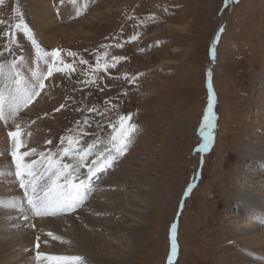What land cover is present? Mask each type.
<instances>
[{
    "label": "rangeland",
    "instance_id": "obj_1",
    "mask_svg": "<svg viewBox=\"0 0 264 264\" xmlns=\"http://www.w3.org/2000/svg\"><path fill=\"white\" fill-rule=\"evenodd\" d=\"M17 9L37 35L30 0H4L0 4V21H4L0 24V51L7 43L4 33L18 22ZM178 17L175 23H188L187 31L165 28L164 24ZM82 18L93 23L89 26L93 34L88 37L79 33L61 36L57 44L44 32L42 37L37 35L44 49H61L66 62L77 61L76 73L56 75L51 98L56 106L47 109L45 105L36 114L45 129L42 151L45 147L56 151L62 136L77 131L85 146L97 138L106 141L111 131L108 123L132 113L137 125L132 143L98 181L101 185L117 169L132 174L127 185L149 181L158 185L156 192L145 190L154 200L153 207L133 257L120 252L126 264H167L173 223H177L178 244L174 264H259L255 252L235 241L231 221H255L243 203H237V194L240 188H257L242 174L252 179L250 173L256 171L254 181H258L259 171L264 173V156L260 157L264 149V0H229L227 5L225 0H93L83 14L69 19L73 20L70 29ZM155 28L157 36L147 39ZM134 34L138 39L132 43L108 49V58L129 59L98 74L103 77L98 79L103 91L78 83L86 78L83 71L88 67L78 63L79 57L94 65L95 56L103 54L101 45L122 42ZM17 36L18 44L0 56L4 61L35 55L23 34ZM68 51L78 56L69 57ZM162 59L173 63L154 68ZM125 73L143 75L130 85L123 78ZM209 85L215 95L214 139L209 151L198 153L194 149L202 142L200 125ZM107 100L117 108L106 111ZM62 103L66 107L54 111ZM91 107L104 116L87 112ZM85 117L88 125L83 123ZM48 140L51 145L45 143ZM65 162L72 160L66 158ZM190 183L194 187L185 197ZM236 213L239 217L231 216Z\"/></svg>",
    "mask_w": 264,
    "mask_h": 264
},
{
    "label": "bare ground",
    "instance_id": "obj_2",
    "mask_svg": "<svg viewBox=\"0 0 264 264\" xmlns=\"http://www.w3.org/2000/svg\"><path fill=\"white\" fill-rule=\"evenodd\" d=\"M92 1L63 0L61 3V0H30L35 11L36 24L34 26L37 35L42 37L44 32L51 42H55L61 36L68 38L72 34L78 35L77 33L87 37L92 35L93 31L89 28L90 25H93L92 22L87 23L82 18L83 20L80 19L76 23L75 29L71 30L73 20H69L72 17H78L81 13L83 14L86 9L88 10V5ZM92 14L99 17L102 15L99 12ZM178 19L179 17L174 18L164 24L165 28L172 31H187L188 23H175ZM85 27L88 29L86 30ZM153 32L152 35H157L158 28ZM37 35L36 39L42 40ZM147 39L145 38L144 41ZM56 43L59 42L56 41ZM174 51H179L178 47H175ZM141 57L144 58V55ZM0 59V63L5 64V74L0 76V87H3L8 82L6 80L9 72L7 65L11 62L4 61L1 57ZM17 63L19 70L26 79H31L30 73L33 68L46 70L43 63L37 65L35 55L24 56L23 61L18 60ZM171 63H173L172 60L162 59L154 68H163ZM57 74L55 73L53 78L46 81L50 85L49 88L37 97L28 108H21L16 117V121L21 124L26 134L25 143L29 147L36 148L37 152L42 151L41 144L45 137V129L36 114L42 111L45 105H47V109L56 106V102L52 101L51 98ZM14 127L11 120L7 125L0 121V171L4 172L3 175H0V264H36L35 244L37 237H40L41 241L40 251L50 255L81 256L84 258L85 264H126L120 252L123 250L129 257H133L134 251L143 239V228L147 224L148 215L154 203L152 196L146 194L145 190L150 191V193L156 192L158 189L156 182L149 181L143 184L127 185L126 180L128 178L132 180V174L120 173L115 169L104 178L101 185L98 182L100 177L95 183L96 176L101 173L104 175L102 171L111 168L117 161L116 159L111 162V166L101 165L100 169L96 171L88 185L89 191L81 207L72 213L36 217L28 210L26 203L23 205V210L20 206L23 192L14 175V164L10 157L11 144L7 137V132L14 130ZM27 133H31V135L28 136ZM47 148L45 147L44 150ZM262 151L264 149L260 152L261 159L264 156ZM260 157L254 156V159H260ZM81 171L84 172L85 170L82 169ZM255 173L256 171L250 173L252 179L246 173L242 175L246 181H252L251 184L257 187L256 190H251L248 187L240 188L237 194V203L242 202L243 208L245 206L255 221L243 222V220L233 219L231 223L234 228L235 241L239 242L244 249L255 252V257L261 260L259 264H264V223H261V219L264 218V173L263 170L259 171L261 178L254 181ZM124 186L131 188L122 190ZM97 189L98 192H95ZM90 194L93 195L92 199L87 201ZM10 202H15L17 207H10ZM25 216L28 217L27 220L24 219ZM231 216L239 217L238 213ZM49 232L60 237L61 240L52 239L47 235ZM249 261L252 262L254 259L249 258Z\"/></svg>",
    "mask_w": 264,
    "mask_h": 264
},
{
    "label": "snow or ice",
    "instance_id": "obj_3",
    "mask_svg": "<svg viewBox=\"0 0 264 264\" xmlns=\"http://www.w3.org/2000/svg\"><path fill=\"white\" fill-rule=\"evenodd\" d=\"M228 2L229 0H225L226 5ZM3 3L4 0H0V4ZM61 3H63V0H61ZM17 13L18 22L15 23L10 31L4 33L7 43L4 49L0 51V56L5 51L11 52V45L18 44L17 33H20L30 42L35 53L37 65L43 63L46 68V70L33 68L30 73L31 79H26L19 70L17 60H13L11 64L7 65L9 72L6 80L8 82L3 87H0V121L7 125L9 120H11L15 126L14 130L7 132V137L11 144L10 157L14 164V175L18 180L19 188L23 192V199L20 206L23 210V205L26 203L28 210L36 217L72 213L82 206L89 191L88 185L95 176L96 171L100 169V166H111L112 161H115L128 151L132 143L133 135L137 130V125L132 122L133 116L129 112L119 115L115 122L110 121L108 123V128L111 131L106 141L97 138L92 140V142H88L85 146L82 143L83 135L80 131H77L75 135L62 136L56 151L47 148L37 152L36 148L29 147L25 143L26 134L21 124L16 121V117L20 113L21 108H28L37 97L41 96L49 88L50 85L46 81L53 78L55 73H65L68 75L76 73L77 61L74 59L71 63L66 62L62 56L63 50L61 49H52L50 51L44 49L36 39L32 29L19 14L18 9ZM3 23L4 21H0V24ZM220 31H223V28ZM115 39V37H112V40ZM136 39H138V34H134L122 42L101 45V48L104 50L103 54L98 53L95 56L94 65L83 59V57H79L78 63L80 65H87L88 67L83 71V75L86 78L78 81V83L84 87L94 85L100 91H103L104 88L98 84V79H102L103 77H99L98 74L100 72L107 73L109 69H114L122 61L129 59L126 56H110L108 58V49L112 47L123 48L126 43L130 44ZM212 52L214 55V48ZM67 56L77 57L78 54L68 51ZM18 60L22 62L23 56L18 57ZM4 70L5 64L0 63V76H4ZM140 75L143 74L137 73L135 76H129L125 73L123 78L130 85H135L137 77ZM116 78L118 79L119 77ZM122 95H127V92H123ZM66 99H70V97H66ZM105 103L109 105V109H106V111L117 108V105L112 104L110 100L105 101ZM214 105L215 95L211 85H209L207 110L203 114L200 125L202 142L194 149L195 152L204 153L210 150V145L214 139L216 119ZM65 107L66 105L62 103L54 111L59 112ZM87 112L97 113L102 117L104 116V113H98L95 107L88 108ZM76 123L79 125L80 121ZM83 123L88 125L89 118L85 117ZM27 135L30 136L31 133H27ZM45 143L51 145L52 141L48 140ZM90 157L92 159L89 162ZM66 158L72 160V163L65 162ZM82 169L85 171L82 172ZM3 174L4 172L0 171V175ZM193 187L194 184L192 183L188 185L184 191L185 197L190 194ZM9 206L15 208L17 204L10 202ZM182 206L183 202H181ZM24 219L27 220L28 217L25 216ZM261 223H264V218L261 219ZM32 227H35V225H32ZM170 233L171 248L167 257V264H174V259L178 251L176 223L171 225ZM47 235L54 240H61L60 237L54 236L51 232L47 233ZM40 246V237H37L35 244L36 264H85V260L81 256L50 255L40 251Z\"/></svg>",
    "mask_w": 264,
    "mask_h": 264
},
{
    "label": "flooded vegetation",
    "instance_id": "obj_4",
    "mask_svg": "<svg viewBox=\"0 0 264 264\" xmlns=\"http://www.w3.org/2000/svg\"><path fill=\"white\" fill-rule=\"evenodd\" d=\"M156 29V28H155ZM150 35H152V34H150ZM150 35H148L147 36V38H151V37H156L157 35H152V36H150ZM168 46V45H167Z\"/></svg>",
    "mask_w": 264,
    "mask_h": 264
}]
</instances>
